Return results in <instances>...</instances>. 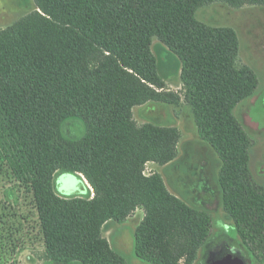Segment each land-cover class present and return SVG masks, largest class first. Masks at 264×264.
<instances>
[{"label": "trees", "instance_id": "1", "mask_svg": "<svg viewBox=\"0 0 264 264\" xmlns=\"http://www.w3.org/2000/svg\"><path fill=\"white\" fill-rule=\"evenodd\" d=\"M33 1V11L0 31V177L33 197L47 262L125 264L102 225L138 207L146 216L135 253L150 264H193L212 240L208 209L175 199L160 177L144 174L147 163L173 159L177 140L133 117L136 107L162 96L151 50L156 39L181 57L187 101L222 163L220 205L233 226L214 251L264 262V186L251 174V137L234 115L259 79L239 64L232 31L197 18L217 1L238 7L264 0ZM73 117L88 128L79 142L62 135ZM57 173L83 175L94 199L59 198Z\"/></svg>", "mask_w": 264, "mask_h": 264}, {"label": "rangeland", "instance_id": "2", "mask_svg": "<svg viewBox=\"0 0 264 264\" xmlns=\"http://www.w3.org/2000/svg\"><path fill=\"white\" fill-rule=\"evenodd\" d=\"M34 8L33 0H0V31L15 27ZM197 18L210 28L232 31L240 46L239 64L250 67L258 76L256 93L240 103L234 115L251 137V174L264 186V5L235 7L217 1L201 8ZM151 50L163 84V88L156 90L162 96L136 107L133 117L140 126L150 124L163 133L177 135V140L173 159L147 163L144 174L160 177L165 190L175 199L190 207L210 211L214 220L212 240L202 251L198 250L193 261V264H207L209 253L226 242L223 235L233 226L220 205L218 178L222 163L202 137L187 101L181 57L157 39ZM87 134V125L79 117L70 118L62 127V135L72 142L83 140ZM53 190L66 201L93 200L95 197L88 180L80 174L57 173ZM206 191L213 193L212 197H207ZM145 216V209L138 207L121 221L109 219L102 225V237L125 264H150L135 253L136 233ZM45 250L33 197L21 190L16 181L1 180L0 177V264H49Z\"/></svg>", "mask_w": 264, "mask_h": 264}, {"label": "water", "instance_id": "3", "mask_svg": "<svg viewBox=\"0 0 264 264\" xmlns=\"http://www.w3.org/2000/svg\"><path fill=\"white\" fill-rule=\"evenodd\" d=\"M210 264H247L244 258L235 253H228L225 257L220 260L214 261Z\"/></svg>", "mask_w": 264, "mask_h": 264}, {"label": "flooded vegetation", "instance_id": "4", "mask_svg": "<svg viewBox=\"0 0 264 264\" xmlns=\"http://www.w3.org/2000/svg\"><path fill=\"white\" fill-rule=\"evenodd\" d=\"M229 248H231V246L229 245ZM235 253V252H233L232 250H228V252H223V251H221V252H219V251H212V252H210V254H209V256H208V259H207V264H210V263H212V262H214V261H217V260H220V259H222L223 257H225L228 253ZM235 255H237L236 253H235ZM245 261H246V263L247 264H252L251 262H249V260L247 261L246 259H244Z\"/></svg>", "mask_w": 264, "mask_h": 264}]
</instances>
